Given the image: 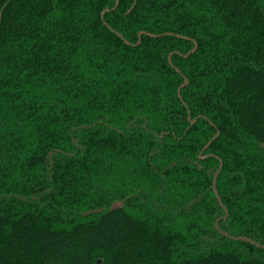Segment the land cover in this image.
Returning a JSON list of instances; mask_svg holds the SVG:
<instances>
[{"label":"trees","instance_id":"obj_1","mask_svg":"<svg viewBox=\"0 0 264 264\" xmlns=\"http://www.w3.org/2000/svg\"><path fill=\"white\" fill-rule=\"evenodd\" d=\"M0 15V264H264V0Z\"/></svg>","mask_w":264,"mask_h":264},{"label":"water","instance_id":"obj_2","mask_svg":"<svg viewBox=\"0 0 264 264\" xmlns=\"http://www.w3.org/2000/svg\"><path fill=\"white\" fill-rule=\"evenodd\" d=\"M1 17H2V15H0V23H1ZM141 34H143V33H141ZM193 51H195V49L193 50ZM187 83H185V85H186ZM180 89L178 90V94H179V96H180ZM194 123V122H193ZM215 183H216V177H215V179H214V185H215ZM216 190V189H215ZM216 192V191H215ZM218 199H219V197H217ZM220 200V199H219ZM124 207V202H115L113 205H112V207L110 208V211H115V210H119V209H122ZM222 233V232H221ZM232 239V238H231ZM96 264H101V262L100 261H98Z\"/></svg>","mask_w":264,"mask_h":264}]
</instances>
